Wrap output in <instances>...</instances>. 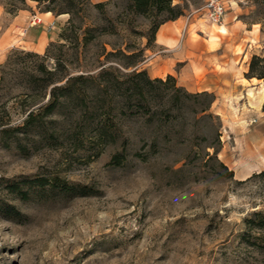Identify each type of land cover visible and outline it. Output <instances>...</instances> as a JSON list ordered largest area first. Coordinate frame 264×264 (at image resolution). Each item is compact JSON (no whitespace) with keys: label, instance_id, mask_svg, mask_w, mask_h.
Wrapping results in <instances>:
<instances>
[{"label":"rangeland","instance_id":"1","mask_svg":"<svg viewBox=\"0 0 264 264\" xmlns=\"http://www.w3.org/2000/svg\"><path fill=\"white\" fill-rule=\"evenodd\" d=\"M129 2L0 0V264H264V83L245 77L264 58V0H223L214 25L193 13L201 0H173L183 14L167 21L166 45L147 43L149 20ZM34 13L42 23L29 28ZM189 59L195 72H234L221 109L213 93L211 104L185 96L197 93L176 79ZM136 61L175 78L164 98L138 107L89 81L64 89ZM104 119L107 144L88 127Z\"/></svg>","mask_w":264,"mask_h":264},{"label":"trees","instance_id":"2","mask_svg":"<svg viewBox=\"0 0 264 264\" xmlns=\"http://www.w3.org/2000/svg\"><path fill=\"white\" fill-rule=\"evenodd\" d=\"M34 1H43V0H34ZM99 6V5H98ZM128 9L130 13L136 16H143L149 20V27L146 33V39L147 43H150L152 40H155V34L163 23L175 20L179 16L183 14V10L176 4H173V0H130ZM119 51V50H118ZM122 54V56L126 58H133L137 55L135 53H132L130 55H125L122 52H118ZM113 52H109V55H113ZM264 64V58H261L259 56H252L248 71L245 74L246 78H256L258 80H263L264 83V65L260 66L259 64ZM138 64L139 61H136L135 63H130L127 65V67H133V71L130 72L128 75L122 77L116 75L114 72L110 70H104L100 72L95 77H88L84 78V76L80 75L77 77H70L66 81L65 90L72 86L75 83H81L83 81H89L93 90H95L97 93L102 94L107 92V90L112 89L114 91V95L117 97L125 98L128 102L130 100L134 99L136 101V105L138 107H144L142 102L145 101L148 97L151 98H159L162 99L165 96L162 92H159L160 87H164L167 89L169 85H173V82H175V78L171 75H167L165 80H162L160 78H154L151 79L147 76L145 71L138 70ZM181 89V88H179ZM76 95H79V92H77ZM185 96L190 98H198V97H211L209 100V104L213 102V97L210 95L209 92L201 91L197 93H188L185 92ZM171 103L173 105H177L180 101V98L176 94H172L170 96ZM51 105L47 107V110L50 109ZM93 109L94 106H93ZM206 108H202L200 113H206ZM264 110V105H263ZM147 112H149L147 108ZM194 113L197 114L196 111ZM207 116L208 118L213 119L211 114H203ZM28 116H32V112L28 113ZM89 130L94 132V138L93 141H96L98 143L107 144L113 142V139L109 138L110 133V127L111 125L108 124V122L104 119L103 121L98 122H91L89 125ZM213 154L212 156H209L208 152H206V156L208 158H214L216 156V149L213 147ZM117 154L116 156H118ZM115 156V158H116ZM225 168V166H223ZM231 174V172H230ZM259 175H264V171L259 173ZM44 181H46L44 178H37L35 180L36 183L39 185H43ZM83 193V192H82ZM85 193V192H84ZM80 195H86V194H80ZM258 214V213H256Z\"/></svg>","mask_w":264,"mask_h":264},{"label":"crops","instance_id":"3","mask_svg":"<svg viewBox=\"0 0 264 264\" xmlns=\"http://www.w3.org/2000/svg\"><path fill=\"white\" fill-rule=\"evenodd\" d=\"M2 15V10L0 8V18ZM18 18L15 17V19L13 20L14 24L15 22H18V24H21L22 22L20 21H16V19ZM46 18V17H45ZM47 19V18H46ZM23 24V23H22ZM193 24V23H191ZM189 24V26L191 25ZM24 25V24H23ZM3 28H7L6 26ZM171 29H172V25L168 22L163 23L162 25H160L157 33L155 34V40L157 43H161L164 44V40L169 39L170 35H171ZM2 25L0 24V45L3 43V41L5 40L6 36L3 32H2ZM30 32H35V34L37 33V30L30 29ZM42 33H45L43 31H40L39 36L37 34V40L39 42V38H42ZM39 37V38H38ZM45 42H42L44 44L40 45V49H42L45 46V43L48 39H46V36L43 39ZM187 40V39H186ZM40 43V42H39ZM166 45V44H164ZM223 61V60H222ZM222 61H220V65H222ZM195 64H193L192 60H188L186 63L183 64L181 71L177 74V82L178 84H180L182 87H184L186 90L190 91V92H201V91H206L209 93H213L215 95V101L213 103V108H220L218 107V103L220 104L222 96L224 95L226 89L228 87H225V83L229 84V88L236 90L239 89V83L237 82V78L235 77V74L233 71H231L230 69L227 68H220L221 70H213L210 69L208 67H205L204 69H202L199 72H195L194 67ZM245 71H243L244 73ZM248 81H251L252 78H247ZM247 81V83H248ZM238 84V86H235L236 84ZM241 84V83H240ZM216 113L219 114L218 111H216Z\"/></svg>","mask_w":264,"mask_h":264},{"label":"built area","instance_id":"4","mask_svg":"<svg viewBox=\"0 0 264 264\" xmlns=\"http://www.w3.org/2000/svg\"><path fill=\"white\" fill-rule=\"evenodd\" d=\"M202 5L193 11V13H200L202 16H204L207 20V22L211 24H220L224 14H225V5L223 3V0H201ZM189 14L188 18L193 14ZM42 23L41 18L37 14L31 15L28 26L27 27H34ZM54 25V22L51 21L48 23V27H52ZM24 32L27 31L25 28L23 30ZM23 32V33H24Z\"/></svg>","mask_w":264,"mask_h":264},{"label":"bare ground","instance_id":"5","mask_svg":"<svg viewBox=\"0 0 264 264\" xmlns=\"http://www.w3.org/2000/svg\"><path fill=\"white\" fill-rule=\"evenodd\" d=\"M46 14H49V13H46ZM214 25V24H213ZM216 28V30H217V33H219V34H217V35H220V34H226V32H227V30H226V28L223 26V25H218V26H216L215 27ZM252 80H257L256 78H252ZM258 81H260V80H258ZM262 92H263V95H264V86H262ZM255 129V128H254ZM257 133V132H256ZM262 135V134H261ZM263 135H264V133H263ZM260 136V135H259ZM243 137V136H242ZM245 137V136H244ZM244 140V139H243ZM257 140V139H256ZM255 140V141H256ZM261 140V139H260ZM248 141V140H247ZM257 141H259V140H257ZM249 142V141H248ZM254 142V141H253ZM251 144H253V143H251ZM263 144V143H262ZM253 146V145H252ZM258 147H259V145H258ZM256 148V147H255ZM254 150V149H253ZM261 150V151H260ZM256 151H258V150H256ZM260 152L262 153V152H264V146L262 147V145H261V147L259 148V156H260V159H261V161L264 163V156L263 155H261L260 154ZM256 153V152H255ZM256 156H257V153H256Z\"/></svg>","mask_w":264,"mask_h":264}]
</instances>
